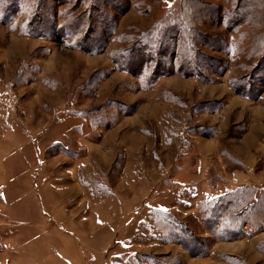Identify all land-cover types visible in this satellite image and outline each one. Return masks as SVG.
<instances>
[{"label":"rangeland","instance_id":"rangeland-1","mask_svg":"<svg viewBox=\"0 0 264 264\" xmlns=\"http://www.w3.org/2000/svg\"><path fill=\"white\" fill-rule=\"evenodd\" d=\"M20 1L0 0V264H44V250L107 264L89 253L105 223L131 244L120 264H264V0H199L212 69L157 80L121 52L179 0L107 1L108 36L92 0H45L41 36ZM241 7L249 21L232 31L225 13ZM81 13L92 26L78 36Z\"/></svg>","mask_w":264,"mask_h":264},{"label":"trees","instance_id":"trees-1","mask_svg":"<svg viewBox=\"0 0 264 264\" xmlns=\"http://www.w3.org/2000/svg\"><path fill=\"white\" fill-rule=\"evenodd\" d=\"M7 1H11L10 3H13V6H16V8L21 3L20 0ZM71 1V3L75 2V0ZM107 1L110 0H92L91 5L87 7L89 8L87 12L89 14L88 18H96L99 25L100 23L105 25L103 29L108 36L113 33L116 22L114 16L103 8ZM33 2L34 7L30 15L29 26L32 31L31 33L36 36H41L44 34V31H42V28L41 30L39 29L38 23L41 22L40 24L48 26L47 23L49 20L46 19H54V16L43 11L40 14L41 6L45 3V0H33ZM52 3L54 2L52 1ZM240 4L239 0H236L233 7H239ZM207 10H209V6H205L199 0H179V7L172 16H168L167 20L153 27L150 31L141 33L135 39L131 48L121 52V54L124 53L121 57L126 65L124 70H129L130 73L142 76L146 66H149L152 68L151 74L156 80L161 76L173 73L175 69L183 75L203 76L208 72L209 67L212 69V65L208 64L212 61V58L201 52L200 47L206 45L205 43L208 42L209 38L204 36L196 28L198 24L206 21ZM241 11L242 7L238 11H226L225 13L227 17L225 24L227 27H232V31L241 25H245L249 21L248 14L242 13ZM83 17L82 13L77 15L74 19L72 18L73 23L70 24L72 27L78 26L79 29H82L78 31V36L85 35L86 29L92 26L90 19L83 23ZM32 25L36 28L32 27ZM168 56L171 62L173 61V64L166 66L164 63ZM133 59L137 60L138 65L130 66Z\"/></svg>","mask_w":264,"mask_h":264},{"label":"crops","instance_id":"crops-1","mask_svg":"<svg viewBox=\"0 0 264 264\" xmlns=\"http://www.w3.org/2000/svg\"><path fill=\"white\" fill-rule=\"evenodd\" d=\"M26 215V214H25ZM21 216V215H20ZM23 218H25V217H23ZM21 219V218H20ZM104 221H106V220H104ZM22 222V221H21ZM23 223V222H22ZM108 224H111L110 222L108 223ZM125 224V223H124ZM24 226H26V225H24ZM122 226H124V229H123V227H120V228H118V232L120 231V233L122 232V229H123V231L126 233L128 230H130V229H132V227H126L125 225H122ZM29 228L28 229H26V227H25V229H21L20 230V234H18L20 237H19V240L20 241H28L29 242V244L30 245H28L29 247L30 246H32V243H31V239H33L32 237H33V233H32V230H31V227L30 226H28ZM24 228V227H23ZM105 230H108V231H105ZM110 230H111V228H110ZM110 230H109V228H108V226H107V223H105V224H103V225H101L100 227H98V228H96V227H94L93 228V230H92V234L95 236V238H96V236L97 235H99V238H96L97 240H93L92 239V242H97V243H95V244H93L92 246H90L89 247V249H91L90 251H89V253H91V256L92 255H95V257H97V258H99V257H101V258H99V260H103V258L104 257H106V255H107V258H108V262H107V264H120L119 263V261L121 260V259H119L118 258V254H119V252H117V250L118 249H120V251H122V250H126L127 248H129V249H131L130 247H131V244L129 245V244H127L126 242H124V241H121L120 240V236H118L119 237V241H116V245H114L113 243H112V241L113 240H111V238L113 237L112 235H111V233L112 232H110ZM103 232V234L100 236V232ZM105 231V232H104ZM108 233H109V236H108ZM116 233V232H115ZM114 233V234H115ZM34 234H35V232H34ZM35 236V235H34ZM99 241V242H98ZM111 243V244H110ZM85 244L86 243H84L82 246H85ZM129 245V246H128ZM86 247V246H85ZM95 248H97L98 250H99V252H98V254H93V250L95 249ZM31 250H33V249H30L29 250V252H28V254L26 255V256H24L23 258H24V261L25 260H27L28 262L27 263H30V262H32L33 260H34V258H36V257H32L31 255H33L32 254V252H31ZM96 250V249H95ZM51 252H48V251H46V250H44L43 251V253H42V255H39V258L41 259V261L44 263V264H57L58 262H54L53 260H54V257L50 254ZM263 256H264V253L262 254ZM27 259H26V258ZM22 258V259H23ZM98 259H96V261H97ZM96 261L94 262V263H96ZM52 262H54V263H52ZM75 263V262H74ZM124 264H127L126 263V260L124 261Z\"/></svg>","mask_w":264,"mask_h":264}]
</instances>
